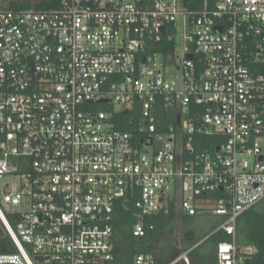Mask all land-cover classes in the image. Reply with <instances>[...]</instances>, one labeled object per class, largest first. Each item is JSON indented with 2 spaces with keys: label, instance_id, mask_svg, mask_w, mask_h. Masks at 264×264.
<instances>
[{
  "label": "built area",
  "instance_id": "2783aa9c",
  "mask_svg": "<svg viewBox=\"0 0 264 264\" xmlns=\"http://www.w3.org/2000/svg\"><path fill=\"white\" fill-rule=\"evenodd\" d=\"M56 4L0 9V227L16 248L0 264H114L123 202L137 198L132 234L143 237V218L177 200L193 216L216 190L210 212L229 237L216 264H244L256 249L236 244V221L264 200V75L252 70L264 65V0ZM164 40L172 51H151ZM136 101L138 145L89 108ZM196 134L218 139L212 156L194 153ZM134 264L157 263L137 253Z\"/></svg>",
  "mask_w": 264,
  "mask_h": 264
},
{
  "label": "trees",
  "instance_id": "16d2710c",
  "mask_svg": "<svg viewBox=\"0 0 264 264\" xmlns=\"http://www.w3.org/2000/svg\"><path fill=\"white\" fill-rule=\"evenodd\" d=\"M143 1L145 5H148L150 0ZM203 2L204 0H183L184 5L191 10L202 8ZM51 8H57L56 0H24L21 2H11L7 9H34L42 11ZM173 49L174 44L166 43L164 40L162 43L153 46L151 51L166 53ZM252 70L255 73L264 75V65L254 66ZM89 108L107 112V122L111 124L110 129L130 133L134 144H139L141 134H138L137 129L140 122V106L137 101L130 108L119 111H115L112 106L105 104L89 105ZM153 115L156 132L163 134L170 122L168 111L164 110L162 105L156 101ZM216 140H218L216 137L194 135L192 141L194 153L212 156L214 154L213 144ZM223 195V192L216 190L212 193L202 195L200 199H218L223 197ZM136 199V197L131 198V200L128 199L123 202V205L116 208L114 212L111 221L115 244L114 264H134V256L140 252L153 254L157 264H169L177 255L176 244L173 238L169 237L170 232L173 231L177 222L175 203L172 201L167 210L143 218L142 222L146 231L145 235L143 237H134L132 227L136 222V218L133 216L131 206ZM195 215L190 216L188 220L193 219ZM224 220L225 218H222L219 223ZM183 226L186 227V222L183 223ZM217 227L215 226L213 229ZM235 230L237 231L236 243L238 245L253 246L256 249L255 255L247 259L244 264H264V200L239 216L236 221ZM216 234L217 236H212L206 240V242L210 240L212 249H205L203 242L198 248L187 252L188 259L192 264H216L215 248L217 243L222 240H229V237L226 235L223 237L219 232ZM188 249L189 247L184 248L186 251ZM15 252L16 248L10 238L7 236L0 238V253Z\"/></svg>",
  "mask_w": 264,
  "mask_h": 264
},
{
  "label": "crops",
  "instance_id": "0c3cea01",
  "mask_svg": "<svg viewBox=\"0 0 264 264\" xmlns=\"http://www.w3.org/2000/svg\"><path fill=\"white\" fill-rule=\"evenodd\" d=\"M209 201L210 200L206 199L205 209H198L197 214L195 215V217L193 219H190V220H188V218L190 216H187V215L183 214L180 211L179 201L178 200L177 201H173V203H175V212H176V215H177V222L175 224V228L177 226V229L174 228L173 231L170 232L169 236L171 238H173V234L175 232H177V239L173 238V240H174V242L176 244L177 254H178V249H179V252L187 253V252H189V251H191L193 249L198 248L199 245L201 243H203L204 241L208 240L212 236H217L216 233H218V232L221 233V235L224 237L225 234L221 230H219L224 221L221 222L220 225L216 229H213V227L216 224H218L223 217H219V216L218 217L217 216L213 217L214 219L210 220L211 224L208 225V226L206 224V221H203L206 218L207 215H213L210 212L211 203ZM169 204H168V206H169ZM168 206H167V208H165L162 211L167 210ZM185 222H186V227L183 226V223H185ZM196 222H199L198 224H202L203 227H202L201 231L199 230V227L196 226V224H195ZM185 231L188 232L187 237H185V238L183 237L182 238L181 235ZM190 232H195V238H194L193 241L190 238V237H192ZM236 233H237V231H236ZM236 233H235V242H236V237H237ZM113 237H114V235H113ZM222 241H224V240H222ZM113 242H114V238H113ZM114 246H115V244H114ZM238 246H243V245H238ZM185 247H189V249L186 251V250H184ZM140 253H143V252H140ZM175 259H176V257H175ZM189 264H192V263L189 261Z\"/></svg>",
  "mask_w": 264,
  "mask_h": 264
},
{
  "label": "rangeland",
  "instance_id": "374dc122",
  "mask_svg": "<svg viewBox=\"0 0 264 264\" xmlns=\"http://www.w3.org/2000/svg\"><path fill=\"white\" fill-rule=\"evenodd\" d=\"M21 1H24V0H0V9H7L9 7V5H10L11 2H21ZM122 109H123L122 106L121 107L120 106H115V111H119V110H122ZM3 209H4V206H3ZM213 217H215V215H207L206 218L203 220V221H206L207 226L211 224V221L210 220L211 219H214ZM198 223L199 222H196L195 224H196V226L199 227V230L201 231L203 226H202V224H198ZM219 225H220V223H218L215 226L217 227ZM175 229H177V226H176ZM203 247L205 249H207V250L212 249L210 240L207 241V242L204 241ZM182 254H183V252H179V249H178V254L176 255V258L179 257ZM178 264H184V263H182V261H181Z\"/></svg>",
  "mask_w": 264,
  "mask_h": 264
},
{
  "label": "flooded vegetation",
  "instance_id": "af4514ba",
  "mask_svg": "<svg viewBox=\"0 0 264 264\" xmlns=\"http://www.w3.org/2000/svg\"><path fill=\"white\" fill-rule=\"evenodd\" d=\"M187 234H188V232H183L182 233V235H181V237L183 238H185V237H187ZM190 234L192 235V237H190L191 239H192V241L194 240V238H195V232H190ZM170 237V236H169ZM173 238H175V239H177V232H175L174 234H173ZM178 258V257H177ZM177 264H178V262H177Z\"/></svg>",
  "mask_w": 264,
  "mask_h": 264
},
{
  "label": "water",
  "instance_id": "95a60500",
  "mask_svg": "<svg viewBox=\"0 0 264 264\" xmlns=\"http://www.w3.org/2000/svg\"><path fill=\"white\" fill-rule=\"evenodd\" d=\"M215 30L220 31V28H219V27H216ZM162 33H163V36H165V32H164L163 28H162ZM189 58H191V57H189ZM101 102H104V101H101ZM220 190H222V188H220ZM4 236H5V235H4V232L2 231V229H1V227H0V238H2V237H4ZM36 260H37L38 262L41 261V259H40L39 257L36 258Z\"/></svg>",
  "mask_w": 264,
  "mask_h": 264
}]
</instances>
